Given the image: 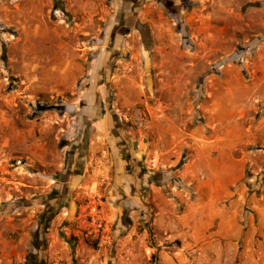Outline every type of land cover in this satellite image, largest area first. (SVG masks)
Wrapping results in <instances>:
<instances>
[{
  "label": "rangeland",
  "instance_id": "rangeland-1",
  "mask_svg": "<svg viewBox=\"0 0 264 264\" xmlns=\"http://www.w3.org/2000/svg\"><path fill=\"white\" fill-rule=\"evenodd\" d=\"M201 1L165 0L163 7L156 0L147 18H137L136 8L132 23L145 24L153 33L169 26L179 34L178 47L195 52L185 18L210 11ZM248 1L264 6V0ZM116 2L0 0V264H264L258 260L263 237L256 231L250 235L252 247L242 242L245 230L239 243L213 247L217 243L203 239L205 226H198L190 240L169 239L157 212L173 219L184 212L183 202L195 197L168 195L171 181L160 195V203L170 207H157L158 196L146 195L138 212L119 208L118 191L108 182V162L115 153L108 147V132L97 138L99 125L106 122L108 128V53L126 45V64L137 65V53L169 41L151 36L150 44H142L133 25L126 36L119 35L122 9L130 8ZM249 8L254 9L244 7L242 13ZM258 42L236 39L234 62L249 65ZM129 113L116 112L115 122L135 131L141 114L132 118ZM80 162L82 170L75 175ZM150 162L149 169L156 170ZM252 179L244 182L242 227L260 197L262 186L248 187ZM65 182L72 199L62 209L53 193ZM110 193L115 199L108 200ZM215 227L209 226L210 235Z\"/></svg>",
  "mask_w": 264,
  "mask_h": 264
},
{
  "label": "crops",
  "instance_id": "crops-1",
  "mask_svg": "<svg viewBox=\"0 0 264 264\" xmlns=\"http://www.w3.org/2000/svg\"><path fill=\"white\" fill-rule=\"evenodd\" d=\"M137 1L136 17H149L156 0ZM248 2L201 1L202 8L205 5L210 11L185 18L192 27L195 52L179 48V34L169 26L165 30L159 26L153 33L142 23L146 31L139 34L142 44H150L151 36L154 40L167 36L168 46L154 44L137 53V65L126 64V45L118 44L119 49L108 53V128L98 120L97 134L100 138L108 132V147L115 153L108 162V182L118 191V199L110 193L108 200H120L119 208L133 214L143 208L146 195L158 196L157 207H170L160 203L167 182L173 183L168 195H178L180 200L181 195H195L183 202L184 212L178 217L164 219L157 212L169 239L190 240L198 226H205L201 230L208 236L203 239L217 243L213 247L239 243L245 230L242 242L247 247H252L250 235L256 231L263 237L259 247L264 248V208L260 207L264 205V6ZM116 6L131 8L132 2L117 0ZM251 6L254 9L242 13V8ZM236 39L242 43L260 39L246 67L234 62ZM133 67L136 74L131 73ZM129 111L134 113L132 118L141 114L135 131L115 122L116 112L130 117ZM260 158L262 164L256 162ZM148 160L156 170L149 169ZM79 164L75 175L82 170ZM248 177H253L254 186L262 187L242 227ZM69 186L65 182L53 193L62 209L72 199ZM213 224L216 232L210 235ZM258 260H264V252Z\"/></svg>",
  "mask_w": 264,
  "mask_h": 264
},
{
  "label": "flooded vegetation",
  "instance_id": "flooded-vegetation-1",
  "mask_svg": "<svg viewBox=\"0 0 264 264\" xmlns=\"http://www.w3.org/2000/svg\"><path fill=\"white\" fill-rule=\"evenodd\" d=\"M132 2V7L130 9H122V17H121V20H122V26H121V31L118 33L119 35H124L126 36V31L128 30V28L133 25V27L139 31V34L141 35V33H146L145 31V28L143 26H140V24L138 23H132L133 22V17L134 13L135 12V9L137 8L135 5H138L139 1H133L131 0ZM165 0H161V1H158L157 0V3H159L160 5H162L163 7L165 6L164 4ZM124 8V7H123ZM138 9V8H137ZM132 14V15H131ZM142 37V36H141Z\"/></svg>",
  "mask_w": 264,
  "mask_h": 264
},
{
  "label": "trees",
  "instance_id": "trees-1",
  "mask_svg": "<svg viewBox=\"0 0 264 264\" xmlns=\"http://www.w3.org/2000/svg\"><path fill=\"white\" fill-rule=\"evenodd\" d=\"M247 183H248V187H250V185H249V184H251L250 180H248Z\"/></svg>",
  "mask_w": 264,
  "mask_h": 264
}]
</instances>
